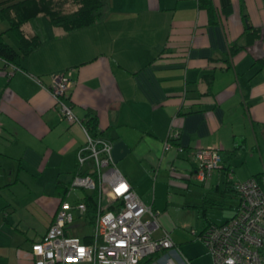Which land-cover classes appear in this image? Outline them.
<instances>
[{"label": "crops", "instance_id": "obj_1", "mask_svg": "<svg viewBox=\"0 0 264 264\" xmlns=\"http://www.w3.org/2000/svg\"><path fill=\"white\" fill-rule=\"evenodd\" d=\"M210 1L211 18L197 0H107L100 21L69 32L41 14L23 23L38 45L15 68L0 58V264H30L59 202L83 195L67 187L84 136L53 107L52 74L70 72L72 112L94 117L117 171L158 218L176 201L171 186L202 228L234 214L229 183L264 182V0ZM169 129L181 150H163ZM207 146L220 166L199 181L191 153ZM158 229L152 237L173 241Z\"/></svg>", "mask_w": 264, "mask_h": 264}, {"label": "built area", "instance_id": "obj_2", "mask_svg": "<svg viewBox=\"0 0 264 264\" xmlns=\"http://www.w3.org/2000/svg\"><path fill=\"white\" fill-rule=\"evenodd\" d=\"M69 75L68 70L50 75L46 89L59 117L78 124L84 136L83 144L75 151V171L67 190L95 192V209L88 223L83 202L70 204L62 200L42 236L31 243L30 264H190L176 254L177 248L166 231L151 236L158 227V211L145 205L117 171L110 142L90 135L72 112ZM177 135L169 129L163 150L171 146L181 150L170 140ZM191 156L194 176L199 181H206L220 166L218 147L198 148ZM231 187L237 200L234 214L198 233L191 229L189 234L198 237L209 251L211 264H264V182L247 178L231 182ZM84 225L90 230L75 234Z\"/></svg>", "mask_w": 264, "mask_h": 264}, {"label": "trees", "instance_id": "obj_3", "mask_svg": "<svg viewBox=\"0 0 264 264\" xmlns=\"http://www.w3.org/2000/svg\"><path fill=\"white\" fill-rule=\"evenodd\" d=\"M197 5L204 8L209 14V17L212 16L213 8L210 0H197ZM106 11L107 0H0V21L6 24L4 31L13 32L19 44L15 50L2 40V33L0 32V58L5 63L11 64L12 67H16V58H18L19 55L28 53L38 45V40L35 36H26L21 30L23 23L38 14L45 16L52 26L59 27L63 31L69 32L78 28L90 26L100 21L105 16ZM248 28L249 26L244 20V29ZM251 32V36L253 37L258 35V30L256 29H253ZM81 123L86 127L90 135L101 136L95 130L96 124L93 116H89L84 121H81ZM103 138L106 139L105 137ZM166 140H168V133ZM170 140L172 143L175 139ZM248 178H254L259 184L262 180H259L257 175ZM228 188L233 191L231 183H229ZM80 201L83 202L85 206L84 218L89 223L95 209V192L83 190ZM209 224L213 223L206 224L200 230L204 229Z\"/></svg>", "mask_w": 264, "mask_h": 264}, {"label": "rangeland", "instance_id": "obj_4", "mask_svg": "<svg viewBox=\"0 0 264 264\" xmlns=\"http://www.w3.org/2000/svg\"><path fill=\"white\" fill-rule=\"evenodd\" d=\"M175 189H169V195H176V201L172 204L168 205L166 211L163 212V224L166 226L167 230L171 234L173 241L176 243L175 247L177 250L175 251L179 257H183L187 259L190 264H211V255L203 243L200 241L198 237H193L189 234V231L193 229L196 233L201 229L199 218L197 217L196 211L183 206L180 203L179 194L181 191L177 186H171ZM81 189L75 188L73 189V193L75 195H79ZM87 191V190H86ZM143 200H146L143 198ZM214 212H217L216 208L211 209ZM228 209H224L227 211ZM161 216L156 217V222L159 226L157 232L163 229V224L159 222ZM76 229L75 234L80 235L81 232H88L90 227L88 225H84L80 231ZM155 235V232L153 233Z\"/></svg>", "mask_w": 264, "mask_h": 264}, {"label": "clouds", "instance_id": "obj_5", "mask_svg": "<svg viewBox=\"0 0 264 264\" xmlns=\"http://www.w3.org/2000/svg\"><path fill=\"white\" fill-rule=\"evenodd\" d=\"M229 264H231V262H229Z\"/></svg>", "mask_w": 264, "mask_h": 264}]
</instances>
